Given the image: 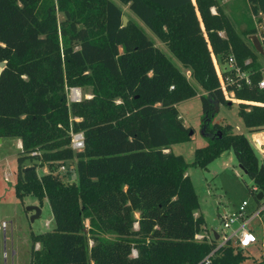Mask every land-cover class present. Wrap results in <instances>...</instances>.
<instances>
[{"label": "trees", "instance_id": "16d2710c", "mask_svg": "<svg viewBox=\"0 0 264 264\" xmlns=\"http://www.w3.org/2000/svg\"><path fill=\"white\" fill-rule=\"evenodd\" d=\"M120 1L190 70L205 91L207 117L216 102L232 105L234 91L244 124L264 126V54L245 38L257 33L253 24L239 33L217 0ZM246 1L264 12V0ZM123 15L112 0H0V138L22 143L16 196L33 195L40 207L47 198L54 219L51 229L31 233L30 264H264L254 249L263 221L250 248L221 245L216 235L195 238L207 233L206 220L196 215L190 164L171 146L192 138L177 105L198 91L135 22L123 25ZM231 54L250 84L222 86L218 61ZM71 87H91V97L69 102ZM208 129L192 164L207 168L233 150L257 187L255 199L259 192L264 199V159L249 138L230 123ZM71 131L84 133V149L72 148ZM27 160L34 161L28 169ZM73 160L76 180L52 169L38 174L40 165Z\"/></svg>", "mask_w": 264, "mask_h": 264}, {"label": "rangeland", "instance_id": "374dc122", "mask_svg": "<svg viewBox=\"0 0 264 264\" xmlns=\"http://www.w3.org/2000/svg\"><path fill=\"white\" fill-rule=\"evenodd\" d=\"M120 8L129 20L135 22L159 47L172 63L183 71L191 83L197 88L198 95L180 102L178 106L180 117L185 124L191 127L192 138L189 141L173 144L171 150L175 154H181L190 164L188 174L191 176L195 189L199 195L200 207L197 213L202 214L206 220L207 233L213 234L217 232L222 234L221 216L236 210L243 200L250 203V208L254 209L262 203L255 199L253 191V181L241 167L233 150H227L219 155L207 168H201L193 165L195 150L207 143L210 133L209 127L215 123H230L234 132L245 134L251 141L260 160L264 159V150L261 151L255 144L254 133L259 134L258 138L264 143V126L251 130L248 128L240 114L239 103L242 100L235 96L231 97L232 105H226L216 102V112L213 116L207 117L202 108L200 94L205 91L190 77V70L184 68L182 63L172 54L168 46L162 42L150 28L130 9L128 4L122 3L120 0H112ZM218 4L228 15L237 31L242 34L243 30L250 24L257 28L260 41H264V37L260 36L259 27L264 28V17L260 15V11L256 14L255 20L253 12L246 0H217ZM216 11V7H213ZM58 20L62 21L64 15L57 13ZM252 36L245 37L250 46H252ZM259 61L262 64V73L264 75V56L259 55ZM219 69L222 71L227 67L225 62L218 61ZM82 99L91 95V87L81 88ZM77 121L79 118L76 119ZM254 132V133H253ZM264 149V145L262 146ZM20 152L19 140L17 138H5L0 142V264H30L32 239L31 233H42L54 226L53 213L47 198L43 201V212L39 217L33 218L35 211L29 210L38 199L33 195H27L23 200L15 194L14 184L18 172V155ZM34 161L27 160L26 167L32 166ZM67 170L59 171L58 165L50 168L48 164L40 165L37 169L41 175L50 169L58 173L64 180H76L78 177L76 169V160L67 161L65 163ZM8 176V179H6ZM39 204V201H38ZM40 205V204H39ZM48 221H51L48 225ZM88 222H86L87 224ZM262 217L254 219L250 226H254L256 232L260 231ZM88 225V224H87ZM258 230V231H257ZM263 235V234H261ZM92 243V241H90ZM263 241L258 243L254 249H260L255 255L258 257L264 253ZM39 244H36V248ZM246 264H257L255 261H249Z\"/></svg>", "mask_w": 264, "mask_h": 264}, {"label": "built area", "instance_id": "2783aa9c", "mask_svg": "<svg viewBox=\"0 0 264 264\" xmlns=\"http://www.w3.org/2000/svg\"><path fill=\"white\" fill-rule=\"evenodd\" d=\"M213 13H216V10L212 8ZM262 17H264V12H259ZM257 13H253L255 20L257 19ZM259 25H256L258 28ZM260 29V36L264 37V28L261 26ZM227 67H224L221 71L222 76V86L228 87L230 85H237L240 86L242 81L245 83L250 84V74L248 71H245L241 68V66L237 63V60L234 54H231L227 61L225 62ZM227 75H223V73ZM259 88L264 89V75L262 79L258 83ZM78 89L80 92H78ZM68 101L75 102L80 101L82 99V92L81 88L78 87H71L68 88ZM235 96L234 91H230V99L231 97ZM88 97H91L89 95ZM77 119V118H76ZM71 146L74 150H82L85 147V136L82 131H71ZM19 147H22V143L19 142ZM67 167L65 164H62L59 167V171H66ZM8 179V176L7 178ZM253 191L257 192V187H253ZM264 211V199L260 205L254 207V209L250 208V203L247 200H243L239 207L232 211L231 213H226L221 216L222 222V234L219 235V241L221 245L225 244L227 241L232 240L236 245L242 248H250L254 246L258 242V236L254 231V226H250L251 222L256 219L262 217V212ZM215 235L209 234L206 232H199L195 235V238L199 241H203L205 239L210 240L211 237ZM263 245H264V237H263ZM134 255H137V251L133 250Z\"/></svg>", "mask_w": 264, "mask_h": 264}, {"label": "water", "instance_id": "95a60500", "mask_svg": "<svg viewBox=\"0 0 264 264\" xmlns=\"http://www.w3.org/2000/svg\"><path fill=\"white\" fill-rule=\"evenodd\" d=\"M122 19H123V25L124 26L127 25L128 21H129L128 17L124 14ZM252 40H253V43H254L256 50L258 52H260L261 54H264L263 45H262V42L260 41L259 37L254 35V36H252ZM5 66H6V61H1L0 62V68L3 69ZM190 133H192V131H190ZM0 142H2V138H0ZM241 167H242V165H241ZM28 168H30V167H27V169ZM262 198H263V193L259 192L258 193V199H262ZM28 209L36 212L35 215L33 216V218L39 217L42 213V209L38 205L29 206ZM216 238H219V235L216 234Z\"/></svg>", "mask_w": 264, "mask_h": 264}, {"label": "crops", "instance_id": "0c3cea01", "mask_svg": "<svg viewBox=\"0 0 264 264\" xmlns=\"http://www.w3.org/2000/svg\"><path fill=\"white\" fill-rule=\"evenodd\" d=\"M0 71H1V68H0ZM182 118V117H181ZM183 122H184V120H183ZM184 124H185V122H184ZM186 125V124H185ZM187 126V125H186ZM254 133V132H253ZM254 135H256V137H255V144H256V146H257V148L259 149V150H261V151H263L264 149H263V145H264V143L262 144L261 143V139H259L258 138V135L259 134H257V133H254ZM19 140V139H18ZM3 141V140H2ZM19 142H20V140H19ZM33 205H38L39 206V204H38V201H36V202H34V204ZM41 209H42V207H41ZM42 212H43V210H42ZM200 213H197L196 212V215H199ZM50 223H51V221H48V225H50ZM218 235V233L217 232H215V235Z\"/></svg>", "mask_w": 264, "mask_h": 264}, {"label": "bare ground", "instance_id": "6f19581e", "mask_svg": "<svg viewBox=\"0 0 264 264\" xmlns=\"http://www.w3.org/2000/svg\"><path fill=\"white\" fill-rule=\"evenodd\" d=\"M78 92H80V90L78 89Z\"/></svg>", "mask_w": 264, "mask_h": 264}]
</instances>
